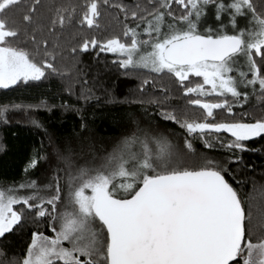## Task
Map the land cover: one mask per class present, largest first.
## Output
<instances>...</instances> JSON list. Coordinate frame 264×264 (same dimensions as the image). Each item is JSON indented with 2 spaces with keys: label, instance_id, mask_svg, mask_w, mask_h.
I'll use <instances>...</instances> for the list:
<instances>
[{
  "label": "snow or ice",
  "instance_id": "snow-or-ice-1",
  "mask_svg": "<svg viewBox=\"0 0 264 264\" xmlns=\"http://www.w3.org/2000/svg\"><path fill=\"white\" fill-rule=\"evenodd\" d=\"M174 3L183 8L180 15L172 10L173 0H148V5L137 3L131 10L111 0H90L84 6L82 25L92 28L101 14V5H106L119 9L126 20L136 22V27L125 25L123 35L130 38V43L121 42L119 37L103 43L92 38L85 39L80 47L85 52L91 46L116 54L122 57L119 66L124 69L145 68L170 74L185 88L186 96L230 94L247 99L240 91L241 85L257 84L264 93V15L257 12L252 0ZM208 5H215L219 24L201 31L200 21ZM40 7L41 0H0V89L40 81L46 75H63L53 63L55 55L46 47L48 41L37 40L35 32L39 29L28 37L35 46L34 52L13 43L20 40L22 33L27 34L16 16L31 25ZM56 12L51 31L57 25L63 28L66 20L72 21L71 14L65 17L60 9ZM221 13L230 14L228 23L221 20ZM248 14L250 27H238L237 16ZM142 24L143 35L148 39H141L137 31ZM41 44L45 45L43 58L37 62L34 56L41 55ZM241 57L247 71L238 67ZM234 72L238 76L232 75ZM190 76L201 77L202 83L186 86L184 82ZM205 85L210 87L206 89ZM189 104L198 105L213 119L214 109L227 108L231 114L226 99L207 103L197 98L189 100ZM6 110L0 109V119H6ZM162 116L189 134L229 133L233 139L222 145L228 151H248L246 141L264 138V119L197 122L186 117L180 120L174 112ZM150 142L155 144V150ZM134 145H139L138 151H133ZM205 147L214 145L205 141ZM183 148L187 151L174 147L166 137L136 133L125 137L98 168L81 166L76 175L69 174L68 206L72 211L65 210L59 216L55 214L61 199L58 177L56 194L48 199L35 194L18 196L15 188L0 189V238L22 226L25 211L35 209L36 217L48 216L60 223L59 231L52 229L54 238L33 232L24 257L7 260V264H264V237L253 241L251 206L245 207V201L226 178L230 174L228 168L207 157L189 166L185 156L195 149L187 140ZM58 155L67 167L73 166L70 156ZM229 162L242 161L236 157ZM38 163L34 157L25 172ZM35 186L36 182L31 181L21 183L19 188ZM86 190H90V195ZM15 205L26 208L17 210ZM45 205H51V211ZM64 242L70 247H65Z\"/></svg>",
  "mask_w": 264,
  "mask_h": 264
},
{
  "label": "trees",
  "instance_id": "trees-1",
  "mask_svg": "<svg viewBox=\"0 0 264 264\" xmlns=\"http://www.w3.org/2000/svg\"><path fill=\"white\" fill-rule=\"evenodd\" d=\"M89 1L41 0L42 7L34 14L31 25H25L20 15L16 16L20 26L27 29V34L22 33L20 40H14L13 43L34 52L35 46L28 37L39 29L35 32L37 40L48 41L46 47L55 55L53 63L63 75H46L40 81L0 89V109H7L6 119H0V187L28 179H41L42 175H47L54 184L58 177L59 187L64 191L69 167L58 153L70 156L72 164H75L79 160L80 150L85 149L90 160L92 156L107 150L111 141L119 140L131 130L127 116H138L165 130H171L178 138H181V134L184 137L190 135V142L195 149L188 153L191 157H207L224 164L230 173L226 178L245 201V207L251 206L254 237L259 232L264 234V138L246 141L248 151H228L222 145L233 139L229 133L186 134L176 123L165 120L158 112L160 103L158 106L152 101H145L151 94L160 93L167 98L175 107V110L171 107L172 111L190 108L205 116L206 112L202 108L189 104L187 99L199 98L205 102L227 97L186 96L183 87L170 74H157L142 68H121L115 61V55L100 52L99 47L90 46L87 52L82 51L80 45L85 39L96 38L103 43L107 39L119 37L121 41H130L129 37L123 35L125 25L129 27L136 24L130 18L126 20L119 9L101 5V14L94 26L89 28L86 24L82 25L80 20L85 11L84 6ZM252 2L257 12L264 15V2ZM111 3H122L131 10L137 3L148 5V0H111ZM56 9H60L65 17L71 14L72 21L69 23L66 20L63 28L57 25L55 31H51V21L57 18ZM172 10L176 15L183 12L182 7L178 13L174 8ZM57 44L59 47H56ZM44 47L41 44V55L34 56L37 62L43 58ZM157 80L165 82L167 87L163 88ZM189 81L184 82L186 86ZM215 110H218L216 113L222 111ZM231 112L245 121L264 119V93L257 91L251 104L232 107ZM33 121L40 126L37 127ZM205 141L214 147H205ZM34 157L39 159V163L25 172ZM236 157L241 158L242 162H229ZM49 221L48 217L39 218L35 216V211H28L22 226L0 238V264H7V260L12 258L21 260L30 245L33 232L50 234Z\"/></svg>",
  "mask_w": 264,
  "mask_h": 264
},
{
  "label": "rangeland",
  "instance_id": "rangeland-1",
  "mask_svg": "<svg viewBox=\"0 0 264 264\" xmlns=\"http://www.w3.org/2000/svg\"><path fill=\"white\" fill-rule=\"evenodd\" d=\"M90 2V1H89ZM225 3H230L231 0H226L224 1ZM262 6V5H261ZM172 8H174L178 13V11H180L179 9L181 8L178 5H175L174 0H173V5ZM181 14V13H180ZM178 13V15H180ZM250 18H251V14H248L247 16H237V25L240 28H246V27H250ZM170 19V18H168ZM231 19V16L229 13H221V20H223L225 23H228V21ZM219 24V21L216 20V9H215V5H208L205 7L204 10V16L201 18L200 21V29L201 31H203L206 27L211 26L213 28H216L217 25ZM129 27H136V24L129 26ZM143 28L144 25L142 24L140 28L137 29L138 32L141 33L140 38L141 39H148L147 36L143 35ZM231 25L229 24V34H232L231 31ZM107 41V40H106ZM104 41V42H106ZM124 42V41H121ZM124 43H130V41L124 42ZM113 54V53H111ZM116 56L115 61L117 64H119V60L122 59V57H119L116 54H113ZM239 69L242 71H247V67L245 65L244 59L243 57H241L240 59V63L238 65ZM145 69V68H142ZM149 70V69H147ZM232 75H236L238 76V72H234L232 73ZM73 77V76H72ZM249 79L251 78V74L249 73ZM158 79V78H157ZM189 82L188 85L189 87H195L197 84L202 83V78L201 77H195V76H190L189 77ZM156 81V80H155ZM158 82L160 80H157ZM143 82V80H142ZM159 84L163 85V88L167 87V84L165 82H159ZM210 86L205 85V88L208 89ZM161 88V89H163ZM183 90L185 91V88H183ZM240 91L242 93H245L247 96V99H245V97L242 95L240 98H233L230 94H225L226 100L228 101L229 105L232 107H243L246 106L248 104H251L253 102V96L257 91H261L259 88V85H248L247 87L241 85L240 87ZM192 95L198 96V94L193 93ZM215 95V94H212ZM208 96V95H205ZM205 96H201V97H205ZM167 98H164L162 94L160 93H156V94H151L150 97L146 98L145 101L146 102H154L156 105H158L160 103V106L158 108V112L162 115V113H172L174 112L178 119L183 120L185 117L189 120H196L197 122H203L205 121V119H207V122H255L256 119L254 120H250V121H245L243 120L241 117H239L238 115H235L234 113L231 112V114H229L227 108L222 109L221 112L216 113L215 111L218 110H213L214 113V119L207 117L205 115L200 114L199 112L196 113L193 110H189L190 108L186 109V108H182V110L179 111H172L171 109L173 108L175 110V107L173 105H171L170 102H168V100H166ZM192 100L191 98L187 99ZM203 100V99H201ZM225 100V99H224ZM224 100H206V101H210L211 103H221ZM205 101V102H206ZM141 103H143V101H141ZM145 104V103H143ZM45 105H40V107H44ZM172 107V108H171ZM157 108V107H156ZM27 109V107L25 108V110ZM187 111H189V114H187ZM129 122H130V127L131 130L129 132H126L125 134H123L121 136V138L119 140L116 141H111L108 144V149L105 150L104 152H101L100 154L96 155L95 157L92 156V158L90 160L89 159V155H86V151H84L85 149L80 150L81 153H79V160L76 161L75 164H73V166L71 168H69L68 172H67V176L65 177V186H64V191L61 190L60 192V196L61 199L60 201L57 202V211H56V215L59 216L61 213H63L65 210L67 211H72V208L68 206V200H69V187H68V176L69 174L71 175H76L78 169L81 166H87L91 169H95L98 168L101 163H103V160L105 157H107L110 153L113 152L114 149L117 148L118 145L121 144V142L124 140L125 137H129L131 136L133 133H136L137 135H141L143 136L144 134H147L148 136L152 137V136H159V137H166L167 140L176 148H180L183 149L185 151H187L186 149L183 148L184 146V142L185 140L187 141H191V137L190 135L187 136H183V134H181V138H178V136H176L171 130H165L162 127H158L157 125H154L152 122H150V120H146V119H142L138 116H127ZM144 118V117H143ZM177 126L179 127V129L181 131H184L186 134H189L185 128L180 127V125L178 123H176ZM182 128V129H181ZM149 146L155 150V144L151 143L149 144ZM139 150V145H134L133 146V151H138ZM84 154V155H83ZM76 160V159H75ZM185 162L191 166L193 163L195 162H203V159H195L193 157H191L190 155H186L185 156ZM43 178H46L45 180L43 178L41 179H28V180H24L21 183H25L28 184L31 181H35L36 182V186L35 188H31V187H25V188H19V185L21 183L15 184V185H9L6 187H0V189H8V188H15L16 189V195L18 196H29V195H37L39 197H42L44 199H48L51 198V196L56 194V183L54 184L53 180H51L52 178H48L47 175L43 176ZM78 183V182H77ZM255 192V191H254ZM253 192V193H254ZM86 194L90 195V190H86ZM256 195V193L254 194ZM30 203H38V201H30ZM17 210L21 209L22 207L26 206H22V205H15L14 206ZM45 207H47L49 209V211H51V205H45ZM33 211H35V209H33ZM28 213V211H25V215ZM48 217V216H46ZM50 219L49 221V228L48 231H50V234H44L45 236H49L51 238L55 237V233L52 231L53 227L56 228L57 231H59V227H60V223L59 221H53L51 220L50 217H48ZM41 233V232H40ZM260 233V237L259 236ZM257 233L254 237L253 235V241L256 242L259 238L264 237V234H262V232ZM32 240V239H31ZM31 243V242H30ZM64 246L65 247H70V245L68 244V242H64ZM57 264H62V262H57Z\"/></svg>",
  "mask_w": 264,
  "mask_h": 264
}]
</instances>
